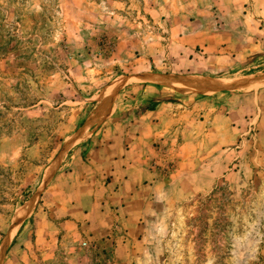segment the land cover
<instances>
[{
    "label": "rangeland",
    "instance_id": "1",
    "mask_svg": "<svg viewBox=\"0 0 264 264\" xmlns=\"http://www.w3.org/2000/svg\"><path fill=\"white\" fill-rule=\"evenodd\" d=\"M262 78L264 0H0V264H264ZM164 100L193 127L150 149L131 242L50 254L54 179Z\"/></svg>",
    "mask_w": 264,
    "mask_h": 264
},
{
    "label": "crops",
    "instance_id": "2",
    "mask_svg": "<svg viewBox=\"0 0 264 264\" xmlns=\"http://www.w3.org/2000/svg\"><path fill=\"white\" fill-rule=\"evenodd\" d=\"M205 63L208 70L216 69L208 64V60ZM179 106L182 105L162 102L153 111H147L128 123L120 137L92 138L85 161L76 165L64 178L54 179L49 192L56 190L59 182H67L70 191V185L76 190L73 195L63 194L60 202L48 205L47 215L50 219L46 221L49 229L46 243L51 245L50 254H74V250L64 252L63 244L68 243H74L79 250L89 254H100L103 244L111 243L108 237L114 230H128L124 236L127 242H131L130 238L135 236L132 231L137 230L134 224L139 221L133 218L131 211L134 212L136 207L143 211V195L148 194L152 187L146 184L152 176L145 166L150 149L154 143H167L172 135L180 138L185 129L193 127L191 124L194 121L188 126L183 118L194 113H182ZM243 113L242 107L236 108L226 118L227 127L231 128L232 123H236L232 118L241 121L242 116L244 120ZM208 114L207 111L206 118ZM212 120L210 118L206 123H201L209 126ZM241 122L238 126H243ZM89 131L85 129L82 137ZM221 145L218 149L222 150L224 144ZM142 215L143 212L139 217L142 218ZM115 235L117 240L118 234ZM121 238L123 236L117 241H121ZM61 248L63 250L60 251Z\"/></svg>",
    "mask_w": 264,
    "mask_h": 264
},
{
    "label": "water",
    "instance_id": "3",
    "mask_svg": "<svg viewBox=\"0 0 264 264\" xmlns=\"http://www.w3.org/2000/svg\"><path fill=\"white\" fill-rule=\"evenodd\" d=\"M142 78L151 79V80H163V81H176L180 82V84L188 85V86H206L208 89L214 90L215 87L219 85L218 82H214V80H207V81H199V80H191L188 81L187 79H167L165 77L160 76H143ZM247 83H264V78L262 79H254V80H248L246 82H243L241 84L235 85L237 89H245ZM199 84V85H198Z\"/></svg>",
    "mask_w": 264,
    "mask_h": 264
},
{
    "label": "trees",
    "instance_id": "4",
    "mask_svg": "<svg viewBox=\"0 0 264 264\" xmlns=\"http://www.w3.org/2000/svg\"><path fill=\"white\" fill-rule=\"evenodd\" d=\"M162 102H171V100H164V101H162ZM162 102H161V103H162ZM158 104H160V102H159V103H156L154 107L151 106V107L144 108V109L142 110V112H141L138 116H141L142 114H144V113L147 112V111H153L154 109H156V107H157Z\"/></svg>",
    "mask_w": 264,
    "mask_h": 264
},
{
    "label": "bare ground",
    "instance_id": "5",
    "mask_svg": "<svg viewBox=\"0 0 264 264\" xmlns=\"http://www.w3.org/2000/svg\"><path fill=\"white\" fill-rule=\"evenodd\" d=\"M250 84H252V86H253V85H255L256 83H250Z\"/></svg>",
    "mask_w": 264,
    "mask_h": 264
}]
</instances>
